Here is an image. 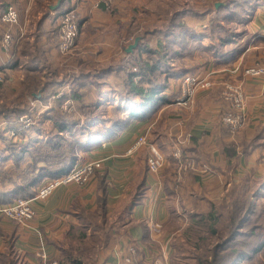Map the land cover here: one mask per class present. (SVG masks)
Returning a JSON list of instances; mask_svg holds the SVG:
<instances>
[{
  "label": "crops",
  "instance_id": "obj_1",
  "mask_svg": "<svg viewBox=\"0 0 264 264\" xmlns=\"http://www.w3.org/2000/svg\"><path fill=\"white\" fill-rule=\"evenodd\" d=\"M59 1L0 0V17L8 7H14L20 14L19 25L10 29L14 39L10 52L2 48L9 27L0 20V73L7 76L3 88L12 92L14 86H23L25 98L29 75L36 74L42 85L46 84L43 77L49 74V64L54 68L61 66V80L65 63L73 66L79 57L82 62L105 64L98 69L99 74L86 73L97 79L93 86L100 88L81 89L85 94L82 102L69 98L62 105L63 111L75 119H85L83 112L91 111L92 107L89 126L95 130L104 120L111 119L119 107L136 106L135 102L129 104L126 85L120 78L126 67L124 63L129 62L125 56L120 60L122 47L127 45L125 38L129 32L138 30L135 28L139 23L156 25L166 20L158 11L146 10L148 5L157 8V0L152 3L112 0L110 12L103 5L97 7L102 0H63L65 8L74 9L80 24L78 47L65 60L58 47L60 18L57 11L51 10ZM248 1L251 7L240 14L239 20L234 18L237 34L234 42L226 46L227 51H239L238 56L232 60L199 59L196 72L187 74L213 80V89L204 93L205 96L197 93L191 102L183 104L177 95L173 104L163 107L150 119L133 122L115 140L80 151L77 163L100 161L102 169L86 185H62L46 200L34 201L36 216L30 223L13 222L0 213V264H42L38 257L39 234L50 259L58 264H122L121 259L131 244L136 247V260L141 264H183L184 258L194 250L188 239L198 222L229 202V193L234 186L242 184V179L248 184L264 177V78L246 74L264 61V0ZM196 2L208 7L201 14L185 17L188 31L195 38L210 39L211 29L207 35L198 29L202 25L208 27L215 18L216 14L209 11L211 4H220L216 6L219 9L228 1ZM154 28L149 30L162 34L161 29ZM139 30L146 33V29ZM204 41L201 49L208 51L211 46ZM27 45L34 53L31 60L37 58L41 64L37 72L31 70L30 74L29 62L20 61ZM115 57L117 63L111 64L110 59ZM124 59L127 61L123 63ZM14 60L16 65L10 66ZM227 84L239 85L246 97L247 125L235 136L222 122L228 108L222 97ZM66 86L61 81V91ZM171 90H167L168 95L176 94ZM55 102L51 97L47 103L30 104L28 112L42 117ZM0 103L10 106L2 98ZM0 120V131L6 136L12 132L10 136L16 138L19 130L13 132L9 127L13 128L14 122L19 127L18 119L2 113ZM51 123L47 121V125ZM140 137H146L164 153L166 164L160 173L148 170L149 145L133 150ZM176 143L184 145L185 158L208 169L203 174H185L179 188L175 184L176 167L171 155V145ZM0 146V150L5 147ZM28 160L26 157L25 161Z\"/></svg>",
  "mask_w": 264,
  "mask_h": 264
},
{
  "label": "trees",
  "instance_id": "obj_2",
  "mask_svg": "<svg viewBox=\"0 0 264 264\" xmlns=\"http://www.w3.org/2000/svg\"><path fill=\"white\" fill-rule=\"evenodd\" d=\"M226 5L216 9L215 3L211 4L209 7V11L211 13H215V18L211 21V33H213L214 37L218 39V50L217 46L214 45L216 53L215 55H219L227 45H230L234 42L235 38V28L234 20H239L240 14L245 12V9H249L251 7V2L248 0H243L238 3V0H226ZM9 7L4 11L6 12ZM3 12V13H4ZM70 10L65 8L62 3L60 8L57 10L58 18L69 13ZM193 14V10L184 11L181 15L184 17L190 16ZM180 15V16H181ZM235 18V19H234ZM231 26V29L228 25ZM184 25V24H183ZM178 30H180L181 34L177 36L178 40H193V37L186 25L181 26L179 24L175 25ZM186 26V27H185ZM213 39V36H212ZM211 49H214L210 47ZM209 48V49H210ZM225 52V51H224ZM240 52L236 51H227L225 52L223 58L222 56L219 59L223 60H232L233 57H237ZM158 52L154 51V60L157 59ZM135 63L134 70H130L129 66L127 69V77L124 80L126 89L129 94V104L131 102H135V107H119L114 111L113 117L111 119L104 120L95 130L90 129V123L92 121L91 115L93 114L92 107L91 111L83 112L85 115V119H75L72 115H68L62 109V105L65 100L72 99L75 101L82 102V97H84V93H81V89L91 90L92 86L95 85L97 80L95 77L84 76L78 78V80L73 81V88L70 93H65L61 97L60 102L56 103V106L52 109L50 113L44 114L40 120L36 123L38 124L34 129V133H40V131H44L47 126V121H51L53 123L52 128L55 130L56 134L50 138L49 141H42L40 145H37L38 139H32L31 143H27L25 145H17L10 144L8 145L12 154L9 157H3L0 159V205L5 206L15 202L18 199H32L36 196L39 187L43 184V182L47 179H56L68 174L76 165L80 151L88 150L95 145H102L104 142L112 141L121 136L135 121L147 120L153 117L160 109L170 104H173L176 101L177 94L168 95L166 92L170 89V83H163L155 78L160 75L163 71V63L162 60H156L155 62H150L146 60H142L141 58L135 55ZM163 57V56H162ZM137 60V63H136ZM17 61H12L10 66H15ZM139 63V65H138ZM39 59L33 58L29 64L30 74L31 70H35L37 72V68L39 67ZM130 70V71H129ZM181 72L176 73L172 71L171 78L181 80L186 74L189 72L180 70ZM171 72V71H170ZM41 76V75H40ZM94 78V81L90 79ZM29 83H27L28 93L24 98V105L7 109L4 106L0 107V115L5 113L7 117H15L28 113L29 105L27 106L26 101H30V99L34 98V94L41 91L42 95L40 100L43 102H48L49 99L55 95L54 89H51L53 84L47 86L42 85L39 77L34 75H29ZM4 85L0 84V88ZM97 88H100V85H97ZM54 92V93H53ZM137 98L139 99L137 101ZM16 118V119H18ZM9 130H14L9 127ZM16 130H19L20 127H16ZM40 136V134H37ZM35 138V137H34ZM34 141V142H33ZM48 148L44 151V155L41 157L40 153L34 152V148ZM20 148L19 152L18 149ZM61 149L60 155H53L52 151H56ZM26 157H29L28 161H25ZM56 157V158H55ZM5 158V159H4ZM12 162V166L7 168V163ZM148 166V164H147ZM149 170V167H148ZM250 184V183H248ZM253 184H256L254 182ZM264 188V186H263ZM248 192V191H247ZM246 192V193H247ZM249 196L250 194L247 193ZM254 195L253 197H255ZM248 200V197L244 195H237L236 187L229 193V201L231 202V206L233 208L238 207V211H240V216L234 215L230 218V225H232L233 233L226 241V243L222 246H217L214 248V255L210 257V260L199 259L198 263L200 264H220L221 257L219 254L224 252L223 259H226L222 264H238L239 261H251L257 256L261 251L264 250V237H259V232L263 230V228H253L251 231L250 237H257L258 242L253 241L252 252L245 253L241 250L225 251L224 249H229L230 245L235 243L237 238L241 235L243 226L248 222L249 218L253 214V206L250 205L248 211L241 224L235 226L237 220H241V214L245 212V208L242 209L244 205H246L245 200ZM135 202V201H134ZM248 202V201H247ZM242 206V207H241ZM219 217H217L216 211H212L208 216L201 219L198 222V225L195 228L198 230L196 233H200L204 230L203 227L211 228V236L217 234L216 227L219 223ZM236 228V229H235ZM200 231V232H199ZM205 239H198V242L204 241ZM207 240V239H206ZM189 244L192 245L197 251L201 250L202 242L200 245H193L191 239H188ZM198 246V247H197ZM228 246V247H226ZM224 248V249H223ZM210 251V249H207ZM207 251V252H209ZM221 251V252H220ZM205 251V254L207 253ZM194 258V257H193ZM226 262V263H225ZM62 264V263H59Z\"/></svg>",
  "mask_w": 264,
  "mask_h": 264
},
{
  "label": "rangeland",
  "instance_id": "obj_3",
  "mask_svg": "<svg viewBox=\"0 0 264 264\" xmlns=\"http://www.w3.org/2000/svg\"><path fill=\"white\" fill-rule=\"evenodd\" d=\"M152 2H153V0H150V3H152ZM189 2H190V0H157L156 1V4L158 5L157 8H155L153 6L150 7V5H148L146 7L147 12L150 9H154L155 11H158L159 13H161L162 17L166 21H162L160 24L156 23V25L150 24L149 22L139 23L137 25L138 28H135V30L136 29H138V30L129 32V37L125 38V39H127L126 40L127 45H124L122 47L123 53H122V56L120 55V60L123 58V56L129 57V62L127 64L124 63L125 61H127L126 59H124V61H123V63L126 65V67L124 68V70H122L123 76L120 78L123 79L124 83H125L124 80L127 77L126 73H127L128 66H129L130 70H134V68H135V66H134L135 59H136L135 55L137 57L141 58L142 60H146V61L148 60L150 62H155L156 60H162V61H164V63H163V67H164L163 69L164 70L163 71H165V72L158 75L155 78V80H158V81L163 82V83H170V89L174 90V92L176 91L175 93L180 97V96H182V93L184 91L182 79L185 76H189V75L186 74L181 80H178L179 81L178 82L176 79H173V78H171V76H169L170 74L172 75V71L179 73V72H181L180 70L183 69V71L189 72V74H194L196 72V70L194 68L197 67L196 66V63L198 62L197 60L208 59L209 61H212L216 57H220V56L224 55L225 52H227V50H226L227 48L225 47V50H223L219 55L214 54L217 52V50L215 51L214 45H216V46L218 45V39L216 37H214L213 33H211V32H210V37H211L210 39L211 40L210 39H204V38L203 39L193 38V40H189V41H187L185 39L180 41L177 39V36L179 34H181L180 33L181 31L178 30L175 25L179 24L183 27H184V25H186V26L189 25V24H187V22L185 20L186 18L184 16H182L181 14L184 11L186 12L188 10H193V14H196V15L201 14L203 9L208 7L206 4H204L203 6L198 5L196 0H193V4H190L188 6ZM148 3H149V1L147 2V4ZM101 5H103L104 9L107 12H110L112 10V7H113V1L112 0H102L101 3H98L97 7H100ZM68 9L70 10L69 13H73L74 19L79 20L78 15L76 14L75 11H73L74 9L71 7H69ZM4 13H2L1 16ZM18 13H19V11H18ZM19 16H20V14H19ZM152 25L156 26V28L161 29L162 34L159 35V33H157V31L152 32L151 30H149V29L154 27ZM226 25H228V27L231 29V26H229V24H226ZM203 26L204 25H202V27H199L198 31L206 34V32L209 33V30L212 29L211 24L206 28H204ZM141 27L143 29H146V33L144 32V30H139V29H142ZM156 28H154V29H156ZM232 30H234V28H232ZM147 31H150V32H147ZM79 32H80V24H79ZM143 35H145L144 38H143ZM235 35H237V34H235ZM212 36H213V39H212ZM79 37H80V34H79ZM79 37L77 39V46L72 51L71 54L62 55L60 53L62 56L65 57V60L68 59L69 57H71V55L75 53V51L78 47ZM138 39H139V42L137 44V47L133 50V52L128 53L127 52L128 49L131 46L135 45L136 41ZM203 40H205L204 42L209 44L214 49L210 48L208 51H207V49L202 50L201 49V41H203ZM217 48L220 51L218 46H217ZM154 51L159 53L156 55L157 59L155 58V60L153 58ZM206 51L210 52V53L207 54V53H205ZM213 51H214V53H213ZM33 54L34 53L32 51V48L30 47V45H27L25 47V51L23 52V56L20 59L21 63L28 61L30 64V61H31V58L33 57ZM116 58L117 57L110 59L111 64L117 63ZM221 58H223V56ZM78 59H79V62H78ZM78 59L74 60L73 66L67 65L68 62L65 63V66H64V69L62 72V78H63L62 80H61V66L54 68L53 64H49L50 65L49 71L47 69L49 74L47 76L44 75V77H43L45 83L46 82L47 83L44 84L43 87L47 86V84L49 85V87H50V84H53L52 86L55 85V87H51V89H54L53 91H55V95H53L52 97H54V101H56L55 103H53L55 105H52L53 108L56 106V103L58 101L60 102L61 96L63 95V93H69V90H71L73 88V84H72L73 81L78 80V78L87 76L86 73L92 74V73H95V71H96L99 74L100 70L98 71V69L103 68L105 65V64L101 63L97 66V64L94 61L82 62L81 57H79ZM78 63L80 65H78ZM136 63H137V60H136ZM263 63H264V61L261 64L256 65V67L262 66ZM38 65H41V64H38ZM138 65H139V63H138ZM96 66H97V68H96ZM93 67L95 70L89 69V68H93ZM252 68H255V67H252ZM91 74L89 76H91ZM120 75H122V74H120ZM248 76H250V75H248ZM4 77H5V79H4L5 81H4L3 85L6 84V82H7V76L4 75ZM91 77H93V76H91ZM253 78H264V76L253 77ZM90 80L94 81L95 79L91 78ZM61 81H63V83L67 85L66 88L62 91H61ZM95 81H97V80H95ZM207 81H208L207 83H209L210 86L206 87V88L198 89L195 92V94L193 95V97L191 98V100L194 99V97L196 96L197 93L202 92L201 95H203L207 91H210L211 89H213L212 88L213 87V80L208 79ZM18 85H20V84H18ZM228 85H233L234 87L241 89V91L243 93L242 88L237 84L236 85L235 84H227L225 86L223 92L225 91V89ZM3 87L0 88V95H1L0 98H2L5 102H8L10 104V106L6 107L4 103H0L1 106L6 107L7 109H13V108L24 105V102H25L24 101V95L25 94L23 92V88H22L23 86H14V88L12 89V92L9 90L7 92ZM92 88H97V87L92 86ZM223 92H222V97H223ZM166 93H168V92H166ZM41 95H42V93H41ZM203 96H205V95H203ZM243 96H244L245 106H246V97H245L244 93H243ZM40 101L41 100L39 98V92H38V93L34 94L33 99H30V101H26V102H28V103H26V105L27 106L29 105V107H30V104H38ZM189 102H191V101H189ZM52 109L49 111L48 110L45 111L44 114L50 113L52 111ZM227 111H228V108H227ZM246 116H247V111H246ZM15 117L18 118V116H15ZM24 117H28V119L30 121V127L29 128H26L23 124L24 121L23 122L21 121V119ZM40 118L41 117L39 115H37L35 112H28L27 114L20 116V118H18L19 127L21 129L20 132L18 130H16L15 122L13 124V129L18 131V133H17L18 135L16 136V138H12L10 136V135H12V132H10L8 136H6L4 131H0V145L5 146L3 149L0 150V159L3 157H9L12 154L13 150L11 152V150L8 146L11 143L17 144V145H25L29 142L31 143L32 139H34V141H35V139H38L37 145H40L42 141H49L50 138L52 139V136L56 134L55 130L52 128L53 123L48 124L46 126L45 130L40 131V133H36V132L34 133L33 132L34 129L36 128V126L38 125L36 123L40 120ZM2 126H6V124H3ZM14 130H13V132H14ZM37 134H40V136H37ZM232 135L235 136L236 134H232ZM146 145H152V144H150L147 141ZM173 146L174 145H171V148ZM1 147L2 146H0V148ZM181 147L183 149L184 145H181ZM47 149L48 148H45V147L39 148V146H38L37 148H34L33 150L35 153H36V151H38L37 153H40L41 157H42V156H45L44 151ZM19 150H20V148L18 149L17 152H19ZM60 153H61V149L56 150V151H52L53 155H60ZM163 155H164V153H163ZM9 164H12V162H8L6 165H9ZM175 167L177 169L176 161H175ZM101 169H99V170H101ZM189 173H192V172H189ZM193 173H195V172H193ZM231 177H228L227 179H230ZM254 182H256V184H253ZM175 184H176L177 188H179L180 183L176 182V177H175ZM263 186H264V177L257 180V181H252L250 184H247L246 179H242V184L240 186H237V187L234 186L237 189V195L242 194V195L248 197V200L243 199V200H245L246 205H244L243 207L241 206V207H242V209L245 208V212L243 214H241V220H237L236 222H234L235 226L238 224H241V222L244 219L246 212L248 211L250 205L253 206V214L249 218L248 222L243 226L241 235H244V236L238 237L236 242L229 246L230 247L229 249L223 248L226 252L231 251V249H234V250L239 249L245 253L252 252L253 243H254L253 241L256 240V242H258L257 237H255V238L250 237L251 231L253 228H256V227L263 228V230L259 232V237H261V238L264 237V188H263ZM246 192L250 195L248 196ZM254 195H256V196L253 197ZM216 213H217V217L220 218L218 226L216 227L217 234H215L214 236H211L210 235L211 234V228H209V227H203L204 230L202 232L199 231L200 233H196V232H198V230L195 229V232H193L190 235L191 242L193 243V245H197V244L200 245L202 242V245H200L202 248L200 251H197L195 246H194V248H192L193 246L189 244V246L194 250H191V252L188 253L189 257L184 258L185 260L183 261V264H200V263H198V258L205 260L207 257V259L210 260V257H212L214 255V253H216V252H213L214 248L217 247L218 245L219 246L224 245L226 243V241L229 239V237L232 235L231 233H233L234 229H232V227H231L233 224L230 225V223H231L230 218H232L234 215L240 216L239 215L240 211H238V207L236 209L233 208L231 206V202L229 201L227 203H224L218 209V211H216ZM201 238H203L205 240L198 242V239L200 240ZM226 247H228V246H226ZM207 249H210V251ZM205 251L206 252L209 251V252H207L205 254ZM223 253L224 252H221V254H219V256L221 257L220 264H222L226 260V259H223L224 255H225ZM238 264H264V250L261 251L257 256H255L253 260L243 261V262L239 261Z\"/></svg>",
  "mask_w": 264,
  "mask_h": 264
},
{
  "label": "built area",
  "instance_id": "obj_4",
  "mask_svg": "<svg viewBox=\"0 0 264 264\" xmlns=\"http://www.w3.org/2000/svg\"><path fill=\"white\" fill-rule=\"evenodd\" d=\"M0 20L3 24L9 27L8 32L4 36L2 48L5 52H10L12 43L14 41L10 29L19 25L20 16L14 7H10L9 10L0 17ZM59 21V51L62 55H68L71 54L77 46V39L80 34L79 23L74 19L73 13H67L63 15L60 17ZM246 74L252 77L264 76V63L262 66L248 69ZM4 79V75L0 73V84L4 83ZM207 80L208 79H200L196 76H185L182 79L184 91L181 98L179 99V102L186 104L187 102L191 101V98L198 89L209 87L210 85L207 83ZM223 99L228 104V111L225 113L222 122L232 134H238L247 125L246 106L243 93L241 89L236 88L233 85H228L223 92ZM68 105L69 103H66L65 110H68ZM21 121H24L23 124L26 128L30 127V121L28 117L22 118ZM13 136H15L14 133ZM146 144V137H140L135 142L133 150H137L139 147ZM149 152L150 154L147 161L149 171L151 173L158 174L164 169L166 158L163 155V152L154 145H149ZM171 155L177 163L176 182L178 183H181L184 175L189 172L203 174L208 171L206 167H202L195 160L184 157L181 143L174 144V146L171 148ZM101 168L102 162L100 161L77 163L68 174L56 179L45 180L39 187L36 196L32 199H18L11 204L2 206L0 213L10 221L28 224L33 221L36 216L32 206L34 201L46 200L58 187L62 185H68L71 183L86 185L91 181L95 172ZM39 238L40 249L38 251V257L40 258L41 263L58 264L56 261L50 259L45 249V242L40 234ZM136 256L137 249L133 244H131L127 249L126 255L121 259V262L122 264H141L136 260Z\"/></svg>",
  "mask_w": 264,
  "mask_h": 264
},
{
  "label": "water",
  "instance_id": "obj_5",
  "mask_svg": "<svg viewBox=\"0 0 264 264\" xmlns=\"http://www.w3.org/2000/svg\"><path fill=\"white\" fill-rule=\"evenodd\" d=\"M62 1H63V0H60V1L57 3V5L52 6V7H51V10H52V11H57V10L60 8V6H61ZM216 6H217V8H218V7L220 6V4H217ZM138 42H139V39L136 41V44H135V45L131 46V47L128 49L127 52H128V53L133 52V50L137 47Z\"/></svg>",
  "mask_w": 264,
  "mask_h": 264
}]
</instances>
